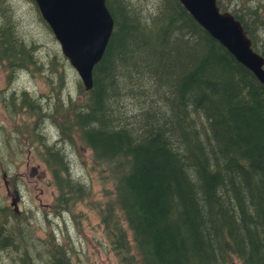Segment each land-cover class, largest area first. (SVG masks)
<instances>
[{"label": "trees", "instance_id": "1", "mask_svg": "<svg viewBox=\"0 0 264 264\" xmlns=\"http://www.w3.org/2000/svg\"><path fill=\"white\" fill-rule=\"evenodd\" d=\"M217 4L240 20L253 46L257 10ZM106 5L114 27L92 87L81 84L83 102L60 110L56 102L52 114L66 115L57 125L61 142L82 143L106 166L112 196L98 215L111 251L120 264H264V83L179 0L130 12L116 0ZM0 15L9 79L35 63L36 46ZM127 97L138 108L126 107ZM15 103L31 112L39 102L24 93ZM41 144L63 211L86 197V184L71 175L57 143ZM50 255L48 264H71L63 245Z\"/></svg>", "mask_w": 264, "mask_h": 264}, {"label": "rangeland", "instance_id": "2", "mask_svg": "<svg viewBox=\"0 0 264 264\" xmlns=\"http://www.w3.org/2000/svg\"><path fill=\"white\" fill-rule=\"evenodd\" d=\"M116 1L130 12L140 7L156 8L160 0ZM235 1L242 13L248 14V8L257 10L260 23L252 24L253 48L264 55L263 2ZM0 13L24 32V43L36 46L35 63L13 77L8 79V71L0 65V264H48L51 247L59 244L71 256V264H120L98 215V205L112 196L106 195L113 186L106 166L95 164L91 151L82 143L61 142L57 125L66 115L52 114L56 102L57 110L61 103L83 102L86 91L80 87L79 74L62 53L34 0H0ZM5 19L0 15V26H5ZM24 93L27 99L39 102L37 110L29 112L26 107L20 112L25 105L15 102L24 99ZM127 101L126 107L138 108L137 100L127 97ZM112 105H116V99ZM41 140L49 145L57 143L69 158L71 175L86 184V197L63 211L41 157L45 149Z\"/></svg>", "mask_w": 264, "mask_h": 264}, {"label": "water", "instance_id": "3", "mask_svg": "<svg viewBox=\"0 0 264 264\" xmlns=\"http://www.w3.org/2000/svg\"><path fill=\"white\" fill-rule=\"evenodd\" d=\"M42 18L76 69L85 90L100 61L114 21L106 0H34ZM193 19L235 59L264 83V56L255 51L240 20L219 8L217 0H179Z\"/></svg>", "mask_w": 264, "mask_h": 264}, {"label": "flooded vegetation", "instance_id": "4", "mask_svg": "<svg viewBox=\"0 0 264 264\" xmlns=\"http://www.w3.org/2000/svg\"><path fill=\"white\" fill-rule=\"evenodd\" d=\"M262 55V54H261ZM262 56H264V55H262ZM7 98V97H6Z\"/></svg>", "mask_w": 264, "mask_h": 264}]
</instances>
